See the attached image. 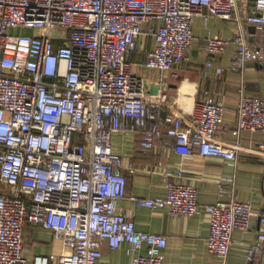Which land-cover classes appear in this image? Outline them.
<instances>
[{
    "label": "built area",
    "instance_id": "built-area-1",
    "mask_svg": "<svg viewBox=\"0 0 264 264\" xmlns=\"http://www.w3.org/2000/svg\"><path fill=\"white\" fill-rule=\"evenodd\" d=\"M0 0V264H29L36 245L29 223L51 230L64 244L59 255L35 256L33 264H119L103 260V247L127 246L130 264H165V235L137 229L119 208L125 198L137 207L166 209L174 216L210 215L208 250L227 259L235 230L257 229L248 264L264 255V214L234 197L235 182L217 183L215 204L198 202V188L182 164L160 160L165 196H128V174L114 151L113 135L139 134V149L183 160L200 156L236 165L240 144L217 139L225 107L204 90L189 114L166 91L168 72L189 59L193 23L203 17L236 20L232 38L207 39L208 67L231 45V70L264 64L243 21L264 31V0ZM145 54V58L139 56ZM218 75L222 67L215 68ZM150 74L158 75L153 80ZM236 130L264 133V100L244 90ZM234 196V194H232ZM257 216V224L252 222Z\"/></svg>",
    "mask_w": 264,
    "mask_h": 264
},
{
    "label": "crops",
    "instance_id": "crops-1",
    "mask_svg": "<svg viewBox=\"0 0 264 264\" xmlns=\"http://www.w3.org/2000/svg\"><path fill=\"white\" fill-rule=\"evenodd\" d=\"M243 24L248 31L251 45L264 49V31L244 21ZM238 31L239 25L234 19L212 17L206 22L203 17L195 18L194 40L189 59L168 72L164 80L171 101L186 115H190L189 110L201 100L205 89L222 100L225 107L224 123L217 139L227 144H240L237 164L200 156L198 150L183 160L174 153L167 156L159 153L146 156L139 149V134L130 131L117 132L113 135L114 151L122 155L124 164L133 161L139 169L134 175L128 174V196H165L167 188L164 180L159 174L149 172L151 167L164 160L170 166L182 164L186 175L198 188L200 204H215L220 199L217 183L232 179L235 182V191L226 194L224 199L230 200L234 197L242 202L250 201L255 214H264V133L238 134L236 130L241 91L264 100V64L250 63L241 71L231 70L234 45L223 55L214 58V67H208L206 64L209 60L205 52L207 39L232 38ZM142 56L145 58V54ZM217 67L225 70L222 75L216 73ZM150 75L153 78L150 83L158 79V75ZM119 208L133 215L138 230L167 237L168 245L163 251L165 264H248L249 245L257 235L256 228L249 231L235 230L229 257L223 259L208 250L210 215L207 213L193 217L174 216L164 208L137 207L129 198L121 200ZM252 222L254 226L258 223L257 216H253ZM25 233L36 243L25 253L29 264H33L35 256L59 255L64 250L63 242L57 239L51 230L40 225L27 224ZM126 251V245L119 250H111L105 245L103 260L130 264L131 260ZM258 263L264 264V255L259 258Z\"/></svg>",
    "mask_w": 264,
    "mask_h": 264
},
{
    "label": "trees",
    "instance_id": "trees-1",
    "mask_svg": "<svg viewBox=\"0 0 264 264\" xmlns=\"http://www.w3.org/2000/svg\"><path fill=\"white\" fill-rule=\"evenodd\" d=\"M252 4H253V0H244L243 7H244V9H245V10H244L245 13H248V12H249V10H250L251 7H252ZM141 59L144 60V57L141 56Z\"/></svg>",
    "mask_w": 264,
    "mask_h": 264
},
{
    "label": "rangeland",
    "instance_id": "rangeland-1",
    "mask_svg": "<svg viewBox=\"0 0 264 264\" xmlns=\"http://www.w3.org/2000/svg\"><path fill=\"white\" fill-rule=\"evenodd\" d=\"M139 58L141 59V56H139ZM0 189H1V187H0ZM2 190V189H1Z\"/></svg>",
    "mask_w": 264,
    "mask_h": 264
}]
</instances>
